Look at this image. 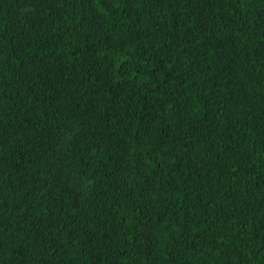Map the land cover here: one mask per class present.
I'll return each mask as SVG.
<instances>
[{
    "label": "trees",
    "instance_id": "1",
    "mask_svg": "<svg viewBox=\"0 0 264 264\" xmlns=\"http://www.w3.org/2000/svg\"><path fill=\"white\" fill-rule=\"evenodd\" d=\"M0 264H264V0H0Z\"/></svg>",
    "mask_w": 264,
    "mask_h": 264
}]
</instances>
